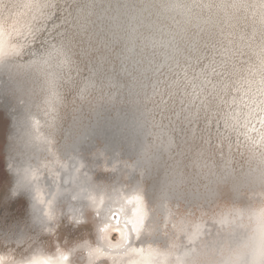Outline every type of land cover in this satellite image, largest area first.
Returning a JSON list of instances; mask_svg holds the SVG:
<instances>
[{"label":"clouds","instance_id":"9594fccd","mask_svg":"<svg viewBox=\"0 0 264 264\" xmlns=\"http://www.w3.org/2000/svg\"><path fill=\"white\" fill-rule=\"evenodd\" d=\"M13 7L25 15L0 78L25 81L22 136L38 155L22 179L40 215L0 234V264H264V0H0ZM121 104L134 157L61 152ZM62 222L92 232L60 240Z\"/></svg>","mask_w":264,"mask_h":264},{"label":"bare ground","instance_id":"6f19581e","mask_svg":"<svg viewBox=\"0 0 264 264\" xmlns=\"http://www.w3.org/2000/svg\"><path fill=\"white\" fill-rule=\"evenodd\" d=\"M25 15L23 8L13 7L9 11L0 13V49L9 51V41L14 32L20 30V26ZM3 110L8 114V120L3 121L0 118V164L1 170L7 167L8 174L0 176V234L19 233L21 230L31 231L36 223L40 213L38 206L35 205L31 186L24 183L22 179V170L29 163L35 162L38 150L36 146L27 143L22 136L25 123L24 105L20 103V93L17 91V85L25 84L24 78L17 76L8 77L7 73L2 78ZM26 86V85H25ZM136 113L131 106L127 104L112 105L102 107L98 114L92 119L88 135L79 143L67 145L61 142L59 148L65 155L69 152L80 154L89 163H92L90 153L96 145L102 146L106 153L115 156L120 153L122 156L134 157L136 143L139 140V134L135 125ZM41 121L33 119V127L39 129ZM113 125L115 127L111 128ZM106 127V131L104 130ZM117 134V136L113 134ZM36 173L33 172V176ZM4 177V179H3ZM96 180L112 182L115 176L112 173L103 171L95 172ZM158 176L149 182L150 188L158 183ZM14 193H16L14 195ZM225 195L231 193L225 189ZM39 199H44L43 193H38ZM14 201L11 206L9 203ZM19 208L18 212L12 210ZM91 223L73 229L71 225L62 222L58 230V238L69 239L83 233L87 230L92 232ZM42 239H49L47 236ZM43 264L47 257H34Z\"/></svg>","mask_w":264,"mask_h":264},{"label":"snow or ice","instance_id":"6c2138e0","mask_svg":"<svg viewBox=\"0 0 264 264\" xmlns=\"http://www.w3.org/2000/svg\"><path fill=\"white\" fill-rule=\"evenodd\" d=\"M135 203V207L132 209L133 211V217L131 219V223L134 229L138 231L139 225L142 222L143 218V205L141 198L139 196H132L129 199V203ZM125 239H127V235L125 234ZM32 264H39V261L34 259L32 261ZM43 264H49V261L45 260Z\"/></svg>","mask_w":264,"mask_h":264},{"label":"water","instance_id":"95a60500","mask_svg":"<svg viewBox=\"0 0 264 264\" xmlns=\"http://www.w3.org/2000/svg\"><path fill=\"white\" fill-rule=\"evenodd\" d=\"M3 100H5V97L3 96V94H2V90H1V88H0V118L3 120V121H6L7 122V120H8V114L7 113H5L4 112V110H3V105H2V103H3ZM113 125H111L110 127L111 128H113V127H115V126H113ZM104 130L106 131V127H104ZM113 135H115V136H117V134L115 133V134H113ZM2 159L0 158V163L2 164ZM1 173L3 174V176H6L7 174H8V170H7V167L6 168H4V171L3 170H1Z\"/></svg>","mask_w":264,"mask_h":264},{"label":"rangeland","instance_id":"374dc122","mask_svg":"<svg viewBox=\"0 0 264 264\" xmlns=\"http://www.w3.org/2000/svg\"><path fill=\"white\" fill-rule=\"evenodd\" d=\"M1 164V163H0ZM0 176H3V174L1 173V168H0ZM3 179H4V177H3ZM0 181H1V178H0ZM0 191H1V187H0ZM12 204H14V201H11L10 203H9V205L11 206ZM19 208H16V209H13L12 210V212L13 213H16V212H18L19 210H18Z\"/></svg>","mask_w":264,"mask_h":264}]
</instances>
